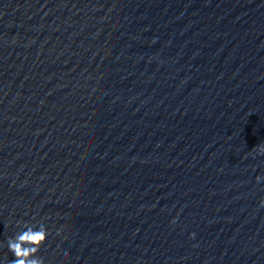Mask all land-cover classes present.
<instances>
[{"label":"water","instance_id":"water-1","mask_svg":"<svg viewBox=\"0 0 264 264\" xmlns=\"http://www.w3.org/2000/svg\"><path fill=\"white\" fill-rule=\"evenodd\" d=\"M259 144L264 0H0L2 264H264Z\"/></svg>","mask_w":264,"mask_h":264},{"label":"clouds","instance_id":"clouds-1","mask_svg":"<svg viewBox=\"0 0 264 264\" xmlns=\"http://www.w3.org/2000/svg\"><path fill=\"white\" fill-rule=\"evenodd\" d=\"M257 154H264V144H259L254 148ZM257 182L262 177L257 176ZM264 204V201L261 202ZM17 228L14 235L9 236L6 241L8 250L12 253L14 259L11 264H40L39 249L45 238V226L42 221L35 224L26 221L17 222ZM4 246L0 243V247ZM2 264V262H0Z\"/></svg>","mask_w":264,"mask_h":264}]
</instances>
